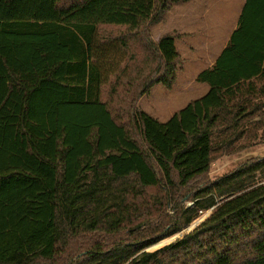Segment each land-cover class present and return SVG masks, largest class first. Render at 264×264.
Segmentation results:
<instances>
[{
  "label": "trees",
  "instance_id": "obj_1",
  "mask_svg": "<svg viewBox=\"0 0 264 264\" xmlns=\"http://www.w3.org/2000/svg\"><path fill=\"white\" fill-rule=\"evenodd\" d=\"M184 1L0 0V264H52L70 240L78 253L66 264H264V156L193 185L194 207L159 228L146 201L158 187L172 201L205 174L213 138L264 123V0H245L196 76L207 92L166 121L136 109L131 130L109 106L133 88L174 84V35L154 41L147 25ZM102 25L128 30L103 36ZM137 35L158 62L146 74L131 64ZM207 208L188 233L145 250Z\"/></svg>",
  "mask_w": 264,
  "mask_h": 264
},
{
  "label": "rangeland",
  "instance_id": "obj_2",
  "mask_svg": "<svg viewBox=\"0 0 264 264\" xmlns=\"http://www.w3.org/2000/svg\"><path fill=\"white\" fill-rule=\"evenodd\" d=\"M231 1L232 0H228L227 2L226 0H211L209 2V10L207 14L203 19H199L204 23L209 34L213 35L219 32L225 34L228 23H232L236 15H239L236 11L238 9L240 11V8L243 7L245 1ZM228 4L229 7H227ZM157 24H159V22H153L147 25L150 39H152L153 26ZM162 29L165 28L156 27L154 35H159ZM127 30L128 29L124 26H100V34L103 36L119 35L120 33L127 32ZM139 35L135 38L129 39L131 46L130 51H133L135 55V60L134 62L131 61V64L140 67L144 71L143 74H146V72L148 73V71L151 68H154L158 62L147 56V50L145 51L142 48V39ZM176 47L181 59L182 67L177 70L175 82L171 88H167L161 83H154L148 91L143 94L138 95V87L133 88L128 92H122L120 96H113L110 98L112 99V104L110 103L109 106L112 109L113 114H117V119L120 122L125 123L131 130H133V126L130 121V114L133 110H142L155 119L163 122L166 121L175 111L184 107L188 102L201 97L207 92L209 86L206 83L197 82L194 79L195 73H197L200 67H202L201 65H203L202 61L195 59L192 53L185 52L179 41H177ZM183 55H185L186 58H184ZM188 58L192 59L194 63L189 65L190 60L188 61ZM107 91L108 86L106 85L103 92L105 98H107ZM234 136L235 133H227L224 137L219 139L213 138L214 150L211 154V162L208 171L202 176L197 177L188 189L179 187L175 191L171 190L172 192L170 191L171 194L168 196H172V201L166 198L164 191L159 187L146 191V201H148L152 209V214L147 217V222L150 225L151 223L153 224V229L159 228L160 222L165 223L178 218L180 207H194V202L191 199L193 197V185L197 186L202 181L214 180L225 173L234 170L245 162L264 156V123L262 125L258 124L256 129L252 130L249 136L235 138ZM254 178L259 182L263 179V175L257 173ZM211 210L212 208L198 210L196 212V218L189 226L169 237L158 240L151 246L146 247L145 250L152 251L162 248L176 238L182 237L198 223L204 220ZM120 237H123V240L130 238L125 232H122ZM77 251L74 240H70L65 247H61L60 250H58L55 260H52V264H66L70 259L75 257L76 253H78Z\"/></svg>",
  "mask_w": 264,
  "mask_h": 264
},
{
  "label": "crops",
  "instance_id": "obj_3",
  "mask_svg": "<svg viewBox=\"0 0 264 264\" xmlns=\"http://www.w3.org/2000/svg\"><path fill=\"white\" fill-rule=\"evenodd\" d=\"M210 1L211 0H187L174 3L165 15L164 20L153 26L152 39L154 41H157L163 34H172L174 35L175 47L177 41H179L185 52L192 53L195 59L202 61V67H200L199 71L194 75L195 80L199 72L213 65L217 56L227 44L232 31L236 28L239 17V15H236L232 23H228L225 34H222L221 32L213 35L209 34L204 23L200 20L207 14ZM227 1L228 0H226V2ZM227 7H229V4ZM240 11L238 9L236 12L240 14ZM156 27L165 29H162L159 35L155 36L154 31ZM183 57L186 58L185 55H183ZM188 61L189 65L194 63L192 59L188 58Z\"/></svg>",
  "mask_w": 264,
  "mask_h": 264
}]
</instances>
